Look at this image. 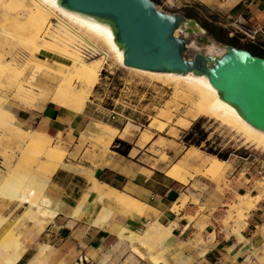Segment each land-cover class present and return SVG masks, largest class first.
Segmentation results:
<instances>
[{
    "label": "bare ground",
    "instance_id": "6f19581e",
    "mask_svg": "<svg viewBox=\"0 0 264 264\" xmlns=\"http://www.w3.org/2000/svg\"><path fill=\"white\" fill-rule=\"evenodd\" d=\"M61 1L0 0V161H7L3 146L15 145L17 151L28 155L31 165L36 167L33 172L24 171L21 165L10 166L7 162V172L3 173L0 169V200L4 204L0 209V264L20 262L25 252L20 234L28 227L26 224L32 237L40 234L58 214L54 203L45 193L50 178L59 170L80 174L91 185L79 207L72 213L76 219L82 216L84 204L91 200V195L95 196L98 204H112L127 216L143 215L147 208L125 193L101 184L91 171L65 161L70 144H60L61 134L53 137L40 130L23 129L13 107L7 104L5 95L8 93L23 109L41 111L44 104L50 103L69 115L81 114L91 102L92 90L109 60L125 72L166 87L171 90L172 96L144 129L127 124L122 131H118L107 123L90 121L80 134L79 146L90 144L95 156L91 161L93 166L105 160L115 139L124 141L136 137V148L150 145V152L155 148L166 149L169 141L162 137L154 140L155 135L165 134L174 139L178 129L187 131L199 119L213 121L229 131L234 140L241 143V147L264 153V132L248 124L235 106L225 102L210 85L206 75L197 72L155 73L125 67L124 51L116 41L114 26L108 21L67 10L61 6ZM168 2L172 4L174 0ZM51 20H55V24H51ZM188 33L185 23L175 31L174 36L186 38ZM188 49L193 54L202 53L213 59L220 58L226 52L216 45L198 47L194 41L190 42ZM85 50L92 57L89 60H86ZM23 52L25 57L22 56ZM38 55L44 58L40 59ZM50 56L67 64L49 62ZM206 66H209V62ZM129 154L135 156L136 152L131 150ZM165 160L166 156L163 155L161 161ZM229 168L228 161H221L190 146L182 151V157L176 163L166 161L161 171L167 178L185 186L195 177L216 180ZM263 198L264 188L254 196L248 193L237 196V201L228 205L226 213L228 219L233 221L234 235L241 238L249 212L255 210ZM192 201L195 202L194 198ZM178 202L173 206L176 213L185 206L188 198L181 196ZM14 203L23 210L8 225L3 210ZM116 216L110 209H102L98 214L95 224L103 226L112 222L117 238L112 250L99 264H106L108 258L124 245L128 246L130 257L147 259L152 264L165 262L162 256L167 250L166 245L172 240L171 226L164 227L156 221L137 233L116 222ZM138 248L144 249L146 254L140 253ZM55 254L50 246L39 244L36 253L26 264H66L61 260L54 262ZM259 262L264 264V247Z\"/></svg>",
    "mask_w": 264,
    "mask_h": 264
},
{
    "label": "crops",
    "instance_id": "0c3cea01",
    "mask_svg": "<svg viewBox=\"0 0 264 264\" xmlns=\"http://www.w3.org/2000/svg\"><path fill=\"white\" fill-rule=\"evenodd\" d=\"M224 11L228 21L238 24L236 27H244L246 35L252 34L255 26H264V0H238ZM256 37V44H250L257 51L264 52V38ZM15 115L26 130H40L53 137L61 134L66 139L80 134L93 116L87 108L81 114L69 115L50 103L44 104L41 111L18 108ZM254 170H245L239 174L241 177L229 175L228 188L221 192L216 190V185L195 177V181L206 190L193 191L192 179L182 186L167 178L159 169L140 167L122 156L109 158L102 166L92 170L96 180L144 204L147 207L144 214L127 216L112 204H98L95 196L91 195L78 219L72 213L91 185L80 174L59 170L50 178L45 193L58 214L40 234L31 237L26 232L27 240L23 241L25 252L18 264L28 263L39 244L53 249L56 253L52 259L54 262L99 264L117 242L112 222L103 226L95 224L102 209L112 210L117 215L116 222L137 233L156 221L164 227L171 226L172 240L166 245L163 255L166 264H261L264 201L249 213L241 238L223 224L227 205L237 196L255 191L252 178L258 175ZM181 196L187 197L188 202L176 213L173 206L179 204ZM138 250L146 254L144 249ZM112 255L116 256L117 264H152L147 259L130 257L127 245Z\"/></svg>",
    "mask_w": 264,
    "mask_h": 264
},
{
    "label": "rangeland",
    "instance_id": "374dc122",
    "mask_svg": "<svg viewBox=\"0 0 264 264\" xmlns=\"http://www.w3.org/2000/svg\"><path fill=\"white\" fill-rule=\"evenodd\" d=\"M154 1L157 9L161 11L171 14H182L189 19L195 20L198 25L206 31L207 37L217 43L233 46L235 48L251 47L253 51H257L244 35H236L233 38H229V32H231L232 28H235L238 24H233L231 21H228L224 15V10H228V8L238 0H204V2H200L199 0H174L172 4H170L168 0ZM185 2L189 3L186 4ZM51 24H55V20H51ZM242 31L246 33L245 30ZM186 39L194 41L198 47H205L197 41L196 37L188 35ZM191 54V50L189 49L184 55V58L189 59ZM22 56L25 57L26 54L23 52ZM38 57L40 59L44 58L42 55H38ZM50 61H58L64 65L67 64V62L53 56H50L49 62ZM103 68L104 70L101 72L100 80L92 90L90 97L91 102H89L86 107L87 112H91L93 115L90 121L107 123L118 131H122L127 124H131L138 129H144L149 124L150 119L157 114V111L171 100V90L157 85L145 78H140L125 72L109 60ZM107 68L110 69L109 72H111V74H109L108 71L105 73V70H108ZM5 96L7 97V104L13 107L14 112L18 108H22L11 93L6 94ZM110 117H114V121H111ZM195 123H199L198 131L203 132L206 136L205 141L201 143L199 149L205 154H208V151L216 152L218 154L228 153V159L226 161L230 163V168L222 177L216 180H212L211 178H204L202 180L216 185V190L221 192L223 189L228 188V176L232 175L238 177L237 175L242 174L244 169L252 171L253 168H255L254 173L262 172V176L264 175V153H257L247 150L246 147H241V143L236 142L229 131L220 127L213 121L199 119L197 122L192 123L191 127ZM23 129L25 128L23 127ZM187 131L178 129L177 137L174 139L168 138L165 134L155 135L154 140L162 137L168 140L169 144L166 149L155 148L153 152L149 151L150 145L142 149L136 148V137L127 138L122 142L127 144L131 150L136 152V154L135 156L128 154L125 159L136 163L140 167L162 170L166 161L171 160L176 163L182 157V151L188 148V146L183 143V137ZM80 134L76 135L73 139H66L61 135L60 144L62 146L67 143L70 144L65 161L75 164L86 171L92 172L93 169L106 163L109 158H119L120 155L116 151H123L125 149L115 143V140H118L115 139L107 152L105 160L102 163H98L97 166H93L91 161L94 160L95 156L92 153L90 144L85 143L83 146H79ZM3 147H5L7 152V161L5 163L0 161V169L3 173L7 172L5 167L7 162H9L10 166L21 165L23 167L21 169L24 171L33 172L35 170L36 167L31 165L28 155H23L17 151L15 145ZM21 149L20 146V151ZM163 155L166 156L165 161H161ZM240 158H248V160L242 161ZM239 176L241 177L242 175ZM262 176L259 177L261 178ZM259 177L252 178V181L254 182L253 188H255V191L250 194L252 196L258 194L264 188V179L260 180ZM192 180H194L191 185L193 191L206 190L204 186H201L200 182L195 181L197 180L196 178H192ZM236 201L237 198L234 201H231L229 205ZM263 201L264 198L261 202ZM3 207L4 204L0 200V209ZM227 207L225 210L228 209ZM22 210L23 208H17L15 203L6 206L3 210V215L8 218V225L13 223L14 219L17 218ZM223 224L226 227H229L233 232V221L228 219L226 212L224 214ZM26 226L28 227L22 230V233L20 234L23 241L27 240L25 235L29 230V225L26 224ZM1 232L2 231H0V233ZM116 259L115 255H111L106 264H117Z\"/></svg>",
    "mask_w": 264,
    "mask_h": 264
},
{
    "label": "water",
    "instance_id": "95a60500",
    "mask_svg": "<svg viewBox=\"0 0 264 264\" xmlns=\"http://www.w3.org/2000/svg\"><path fill=\"white\" fill-rule=\"evenodd\" d=\"M61 6L110 22L124 51L125 67L155 73L204 74L225 102L235 106L248 124L264 132V58L215 42L195 20L161 11L152 0H62ZM185 23L187 36L226 52L213 59L191 51V57L184 58L191 41L176 38L174 33Z\"/></svg>",
    "mask_w": 264,
    "mask_h": 264
},
{
    "label": "trees",
    "instance_id": "16d2710c",
    "mask_svg": "<svg viewBox=\"0 0 264 264\" xmlns=\"http://www.w3.org/2000/svg\"><path fill=\"white\" fill-rule=\"evenodd\" d=\"M153 1V0H152ZM154 2V1H153ZM187 18V17H186ZM239 49H244L247 50L248 52H250L252 55L264 58V52H260V51H253L251 49V47H242ZM199 128V123H195L193 124V126L185 133L184 137H183V143L190 147V146H195L197 148L200 147L201 143L205 141V134H203V132L198 131ZM198 135V136H195ZM115 143H117L119 146L124 147L125 149L123 151H119L117 150L116 152L122 156V157H127L131 148L125 144L124 142L120 141V140H115ZM208 154L216 156L219 160L221 161H226L228 159V153L225 154H218L216 152H212V151H208Z\"/></svg>",
    "mask_w": 264,
    "mask_h": 264
},
{
    "label": "built area",
    "instance_id": "2783aa9c",
    "mask_svg": "<svg viewBox=\"0 0 264 264\" xmlns=\"http://www.w3.org/2000/svg\"><path fill=\"white\" fill-rule=\"evenodd\" d=\"M242 30H245L243 26H238V27L232 28L231 32H229V38H233L236 35H244L253 44H256V42H257V37H256L257 35H259L260 37L264 38V26H260V27L259 26H255L253 28L252 34H250V35H246ZM83 52H84V54L86 56V60H89L90 58H92V57H90V55H88V52L86 50L83 51ZM104 66H106V64ZM107 69L108 70H105V73H107V71H108V73L111 74V72H109L110 69L109 68H107ZM103 70H104V68H103ZM110 119H111V121H114L115 118L114 117H110ZM240 159L242 161H247L248 160V158L247 159L246 158H240ZM263 169H264V166H263ZM245 170L249 171V169H244L242 171V174H243V172ZM257 175H258V177L262 176V172H258ZM263 177H264V175L261 178L259 177V179L262 180Z\"/></svg>",
    "mask_w": 264,
    "mask_h": 264
}]
</instances>
